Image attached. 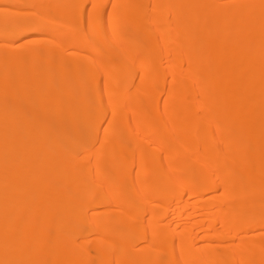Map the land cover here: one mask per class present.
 <instances>
[{
  "label": "bare ground",
  "instance_id": "1",
  "mask_svg": "<svg viewBox=\"0 0 264 264\" xmlns=\"http://www.w3.org/2000/svg\"><path fill=\"white\" fill-rule=\"evenodd\" d=\"M0 264H264V0H0Z\"/></svg>",
  "mask_w": 264,
  "mask_h": 264
}]
</instances>
